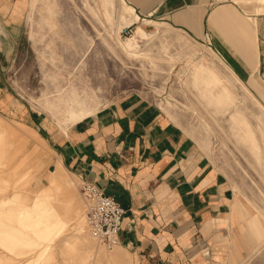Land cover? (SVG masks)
I'll return each instance as SVG.
<instances>
[{
	"label": "rangeland",
	"instance_id": "obj_1",
	"mask_svg": "<svg viewBox=\"0 0 264 264\" xmlns=\"http://www.w3.org/2000/svg\"><path fill=\"white\" fill-rule=\"evenodd\" d=\"M21 2L17 26L0 6V264H138L90 234L73 171L47 192L59 166L43 139L131 96L161 106L233 187L232 211L206 240L211 264H264V77L245 81L213 34L195 37L128 0ZM214 2L239 22L264 17V0Z\"/></svg>",
	"mask_w": 264,
	"mask_h": 264
},
{
	"label": "crops",
	"instance_id": "obj_2",
	"mask_svg": "<svg viewBox=\"0 0 264 264\" xmlns=\"http://www.w3.org/2000/svg\"><path fill=\"white\" fill-rule=\"evenodd\" d=\"M21 1L0 0L16 26ZM214 1L128 0L139 14L166 20L195 37L213 34L228 67L245 81L264 77V17L254 14L239 22L235 10L216 9ZM221 18L233 24L231 34L214 27ZM48 134L43 139L54 150L50 164L59 166L48 193L65 183L63 170L70 169L127 209L119 245L138 264H211L206 240L232 211L234 190L208 153L161 106L131 96ZM41 155L39 148L27 171Z\"/></svg>",
	"mask_w": 264,
	"mask_h": 264
},
{
	"label": "built area",
	"instance_id": "obj_3",
	"mask_svg": "<svg viewBox=\"0 0 264 264\" xmlns=\"http://www.w3.org/2000/svg\"><path fill=\"white\" fill-rule=\"evenodd\" d=\"M80 179L90 234L108 248L120 244V232L127 209L96 182L83 177Z\"/></svg>",
	"mask_w": 264,
	"mask_h": 264
},
{
	"label": "bare ground",
	"instance_id": "obj_4",
	"mask_svg": "<svg viewBox=\"0 0 264 264\" xmlns=\"http://www.w3.org/2000/svg\"><path fill=\"white\" fill-rule=\"evenodd\" d=\"M130 43L132 42V41H129ZM131 44H134L133 42L131 43ZM86 219V216H84V220Z\"/></svg>",
	"mask_w": 264,
	"mask_h": 264
}]
</instances>
